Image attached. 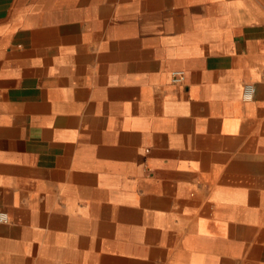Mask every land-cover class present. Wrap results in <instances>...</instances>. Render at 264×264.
I'll return each instance as SVG.
<instances>
[{
	"label": "crops",
	"instance_id": "1",
	"mask_svg": "<svg viewBox=\"0 0 264 264\" xmlns=\"http://www.w3.org/2000/svg\"><path fill=\"white\" fill-rule=\"evenodd\" d=\"M2 213L0 264H264V0H0Z\"/></svg>",
	"mask_w": 264,
	"mask_h": 264
},
{
	"label": "built area",
	"instance_id": "2",
	"mask_svg": "<svg viewBox=\"0 0 264 264\" xmlns=\"http://www.w3.org/2000/svg\"><path fill=\"white\" fill-rule=\"evenodd\" d=\"M186 79V74L184 71H175L172 74V81L176 85H181L184 83ZM255 94V87L251 84H247L244 86V99L252 100ZM0 221L7 222L8 216L4 213L0 214Z\"/></svg>",
	"mask_w": 264,
	"mask_h": 264
}]
</instances>
